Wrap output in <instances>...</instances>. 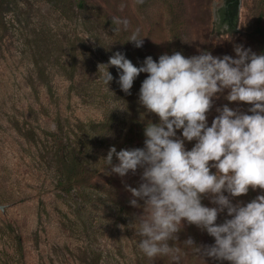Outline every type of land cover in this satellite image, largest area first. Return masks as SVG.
I'll return each instance as SVG.
<instances>
[{"label":"rangeland","instance_id":"1","mask_svg":"<svg viewBox=\"0 0 264 264\" xmlns=\"http://www.w3.org/2000/svg\"><path fill=\"white\" fill-rule=\"evenodd\" d=\"M85 2L103 15L128 21L126 28L117 24V38L121 37L127 48L133 45L139 66L149 56L158 62L161 55L176 51L185 57L203 50L214 57L235 58L236 45L264 54V0H240L233 33L217 25L216 12L223 0ZM3 15L7 28L0 39V264H87L91 255L99 264H221L202 258L194 247L184 244L189 237L197 246L215 243L206 231L186 222H182L178 239L168 242L173 249L170 254L149 259L142 253L138 247L139 220L134 223V218L143 214V201H138L140 208L130 206L132 197L125 187L139 186L140 169L122 179L102 168L72 196L56 189L59 169L47 133L56 131L57 121L64 125V131L76 123L101 121L107 109L121 115L116 118L119 124L123 114L116 91L119 75L109 68L114 79L107 86L104 68L98 70L107 62L101 51H94L89 66L80 73L88 78L91 97L76 95L70 80L51 60L46 63L47 79L41 80L33 64L32 40L49 35L64 47L76 37L89 43L79 24L81 15L78 23L69 21L46 0H17L6 6ZM137 32L138 38L144 39L140 48L129 42ZM80 51L84 53L82 48ZM141 77L144 80L147 74L141 73ZM227 94L225 90L214 99L209 126L218 115L217 108L228 105L247 113L251 107L229 103ZM194 144L185 141V148L191 150ZM104 153L106 150L95 149L92 156L98 158ZM258 195L264 192L250 190L246 196L230 199L234 204H246ZM202 203L216 207L207 198ZM230 218L225 209L217 224Z\"/></svg>","mask_w":264,"mask_h":264},{"label":"clouds","instance_id":"2","mask_svg":"<svg viewBox=\"0 0 264 264\" xmlns=\"http://www.w3.org/2000/svg\"><path fill=\"white\" fill-rule=\"evenodd\" d=\"M113 23L126 28L128 21L113 18ZM143 41L138 32L129 39L136 48ZM233 50L235 58L203 50L191 57L163 54L158 62L149 56L140 67L115 52L107 64L98 66L105 70L107 86L114 79L108 69L118 70L117 83L126 95L136 78L147 74L138 102L144 115L158 117V123L147 122L143 148L117 152L113 146L102 159L108 175L122 179L142 170L139 186L125 187L132 197L130 206L140 208L138 201H143V214L135 216L134 223L139 220L138 247L149 259L170 254L168 242L178 239L186 222L214 238L213 245L197 246L191 237L184 241L202 258L221 264H264V195L246 204L230 199L250 190L264 192V54L243 45ZM225 90L229 103L251 107L247 113L228 105L217 108L209 126L213 101ZM185 141H195L191 150ZM205 198L216 207L205 206ZM225 209L231 218L218 225Z\"/></svg>","mask_w":264,"mask_h":264},{"label":"trees","instance_id":"3","mask_svg":"<svg viewBox=\"0 0 264 264\" xmlns=\"http://www.w3.org/2000/svg\"><path fill=\"white\" fill-rule=\"evenodd\" d=\"M16 1L0 0V39L2 32L7 28L3 12L9 3L16 4ZM46 3L69 21L78 23V16L81 15L79 24L89 43L84 38L76 37L64 47L58 39L49 35L36 36L30 48L38 78L47 79L46 63L51 60L59 72L70 80V89L80 97L89 98L91 88L88 78H84L80 73L82 68L89 66L94 51H101L107 63L115 52H121L135 66L140 67L137 61L139 55L135 53L133 45L132 48H127V43L121 41V37L117 38L118 27L117 23H113V17L101 14L87 5L85 0H46ZM239 5L240 0H224L223 5L216 12L217 25L219 28H224L226 33H233L236 30ZM110 68L118 73L115 67ZM78 75L81 79L76 80ZM142 82L143 78L140 74L133 83L130 95L121 91L118 84L116 91L123 107L119 124L116 118L121 115L119 116L113 109H107L101 121L76 123L69 127L70 130L68 128L69 131H64V125L57 121L56 131L47 133L51 147L54 148L53 156L58 164L56 189L61 194L66 196L77 194V190H81L80 187L97 175L100 169L107 170V162L102 158L107 156L111 147L115 146L117 152L121 149L144 147L146 124L148 121L158 123V117L144 115L145 109L138 102ZM95 149L106 150V153L95 158L92 156V151ZM117 162L114 158L113 163ZM87 264H99L98 258L91 255Z\"/></svg>","mask_w":264,"mask_h":264},{"label":"water","instance_id":"4","mask_svg":"<svg viewBox=\"0 0 264 264\" xmlns=\"http://www.w3.org/2000/svg\"><path fill=\"white\" fill-rule=\"evenodd\" d=\"M223 3H224V0H223Z\"/></svg>","mask_w":264,"mask_h":264}]
</instances>
